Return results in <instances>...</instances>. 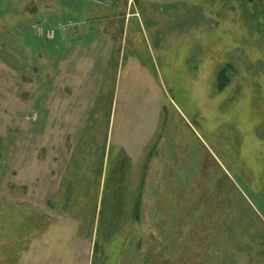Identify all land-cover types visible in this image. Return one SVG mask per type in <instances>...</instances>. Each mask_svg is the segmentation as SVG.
<instances>
[{
  "label": "rangeland",
  "instance_id": "rangeland-1",
  "mask_svg": "<svg viewBox=\"0 0 264 264\" xmlns=\"http://www.w3.org/2000/svg\"><path fill=\"white\" fill-rule=\"evenodd\" d=\"M104 2L0 0V264H264V0Z\"/></svg>",
  "mask_w": 264,
  "mask_h": 264
},
{
  "label": "crops",
  "instance_id": "crops-1",
  "mask_svg": "<svg viewBox=\"0 0 264 264\" xmlns=\"http://www.w3.org/2000/svg\"><path fill=\"white\" fill-rule=\"evenodd\" d=\"M98 1L101 4L106 5L105 2H104L105 0H98ZM43 5H45V3H43ZM126 10H128V8ZM127 15H128V12H127ZM133 15L137 16L138 13H132L131 16H133ZM131 16H126V18L124 19L123 28L124 27L126 28L128 26L129 18ZM139 23H140V20H139ZM74 28H73V30L75 32L74 31L70 32V36L66 37L63 34V38L64 39L73 40V41H75V43L73 45L74 46L73 47V51L69 53V57L65 56V54H64V58H62V59L60 58L61 60L58 63V70H59L58 74L60 76V79H57L56 83H55L58 91L59 90H67V89L72 91V90H76L77 89V86H76V83H75V81H76L75 72L72 69L74 64H76L77 53H79V59L78 60L81 61L83 58L86 59L84 66H85V69H86L87 72L89 71V69L94 68V66H96V61L91 56L86 58V57H84L82 55L81 52H79L80 48H78L79 47L78 44L80 45V43H81L79 41L80 40V38H79L80 36L79 35H81V33H80L81 30H80V28L79 29H77L76 27H74ZM37 29H39V28L35 27V30H37ZM78 30H80V32ZM41 32H43V31H41ZM53 38H54V36H53ZM108 43H110V42H108ZM80 64H81V62H78L77 65H80ZM68 99H70V100L73 99L72 95L64 96V100L62 102H61V100H59V98H57V101L59 103L64 104L66 102V100H68Z\"/></svg>",
  "mask_w": 264,
  "mask_h": 264
},
{
  "label": "built area",
  "instance_id": "built-area-1",
  "mask_svg": "<svg viewBox=\"0 0 264 264\" xmlns=\"http://www.w3.org/2000/svg\"><path fill=\"white\" fill-rule=\"evenodd\" d=\"M43 34L46 36V38H52L54 35V30L53 29L47 30L46 32H43Z\"/></svg>",
  "mask_w": 264,
  "mask_h": 264
}]
</instances>
